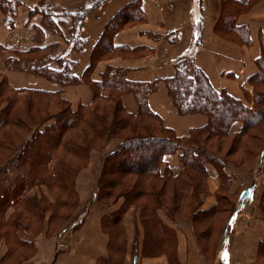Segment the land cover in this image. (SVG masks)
<instances>
[{"label":"trees","instance_id":"16d2710c","mask_svg":"<svg viewBox=\"0 0 264 264\" xmlns=\"http://www.w3.org/2000/svg\"><path fill=\"white\" fill-rule=\"evenodd\" d=\"M104 1L86 0V4L81 7L65 11L71 15L70 38L67 40L69 51L82 52L84 50L86 40L80 34L82 23L87 14ZM258 1L260 0L246 2L219 0V16L213 26L214 32L235 43L249 45V28L246 25H236V18ZM22 4L21 0H0V11L8 27L14 25L17 7ZM36 12L42 15V27L60 34L58 25L51 18L54 12L47 4L40 1L29 8V17ZM145 18L140 0L132 1L121 7L106 23L90 52L89 64L79 77L74 74L76 63L65 60L67 52L56 54L58 48L56 43L39 46L43 35L41 27H36L33 37L34 46L25 51L11 52L5 58L4 69L6 70H16L42 77L62 87L76 84L89 85L93 91L92 100L87 104H78L75 109H72L69 101L62 96L61 89L46 91L9 87L6 73L0 71L1 84L4 81L12 91L18 94H28L37 99L46 98L58 101L54 102L57 110L50 112L46 119L37 122L38 118H32L30 121V123H36V130L21 144L16 156V163L20 165L27 162L29 169L17 176L20 180L15 178L10 182L5 192L0 195V205L3 203L13 205L24 201L25 212L31 214L33 210L41 211L44 215V211L49 209L43 208L39 202L32 199L33 196H30L27 191L36 184L44 183L47 178L52 182H48V186L56 184L57 197L65 195L62 205L67 206L69 199L74 197L75 190L72 183L82 164H73L72 159L76 157L81 160L85 159L90 149L99 147L98 141H107L112 137L118 138L120 135L118 130L127 128L130 132L122 134L116 148L105 157L97 180V198L101 203L110 205L120 197H123V203L118 210L102 218V230L108 235V249L107 254L98 258L96 264H118V262L124 264L126 237L122 215L134 203L139 209V218L143 228L139 254L141 256L165 255L168 264H181L176 255V232L159 218L158 209L164 208L167 221L174 222V215H179V203L176 204V201L181 196L195 199L196 204L192 211L198 208L201 203L199 195L203 188H198L189 172L192 171L207 178L205 165L210 163L225 183L227 178L222 172L223 165L230 162L239 167L225 156L210 151L206 146L208 140L213 137L237 139L247 136L250 129L264 117V90L262 89L264 87V38L260 40V54L255 59L257 71L248 78L252 86L250 106H246L240 99L224 89H214L206 74L195 66L191 57L182 58L174 63V75L161 79V81L165 85L167 96L175 112L179 115L200 113L207 117L205 125L191 128L183 136H177L171 128L166 127L160 116L148 106V96L157 89L159 79L151 82H132L126 77L128 69L107 66L99 80H91L90 73L100 56L106 53L110 55L127 54L126 52L137 50L126 46H114L112 38L116 31L124 27L126 23L145 21ZM199 23L200 19L196 17L194 23L196 34L199 33ZM149 35L157 37L156 34L149 33ZM165 38L171 44L178 39L171 33ZM196 40L197 38L194 41L195 44L198 43ZM0 52L8 51L0 44ZM54 64H58L61 68L56 69L53 67ZM125 93L132 94L136 100L138 107L134 114L128 113L122 105L121 97ZM142 117L150 118L156 125L150 122L145 125L141 122ZM109 118L110 121H108ZM235 120L242 122V128L238 132H231L230 125ZM48 121L51 122L45 128L39 129L40 124ZM23 122L20 116L13 114L9 101L5 107L1 108L0 131L4 127L18 126ZM58 150H61V154H57ZM177 151H179L180 168L174 173L169 166L164 165V155ZM263 152L264 135L263 143L253 151V158ZM251 164L244 168H249ZM158 182H161L160 186ZM225 189H221L220 196L225 201H229ZM167 192H171L172 203L164 198ZM57 202L51 205L48 229H50L52 220L62 218V214L57 212ZM71 202L75 203L73 200ZM259 207L264 216V191ZM213 208L214 206L208 210H199L201 212H195V215L197 213L209 214ZM82 219L74 224V229L81 224ZM5 223L7 222L1 216L0 229ZM20 223H22L20 219L13 223V228L16 227L13 231L15 241L19 245L31 244L34 253L33 241L24 240L18 235V233H28L26 228H21ZM263 255L264 240L259 244L258 258ZM137 256L138 246L134 243L130 251V261L133 263Z\"/></svg>","mask_w":264,"mask_h":264},{"label":"crops","instance_id":"0c3cea01","mask_svg":"<svg viewBox=\"0 0 264 264\" xmlns=\"http://www.w3.org/2000/svg\"><path fill=\"white\" fill-rule=\"evenodd\" d=\"M21 1L23 4L17 7L12 27L4 23L0 11V44L9 55L14 51L28 50L35 45L33 37L36 27H41L43 35L39 46L56 43L58 45L56 54L67 52L65 60L76 63L74 74L79 77L88 66L90 52L106 23L121 7L135 0H105L100 6L92 9L84 19L80 31L81 36L86 40L82 52L68 49L71 15L65 11L81 7L86 4L85 0ZM40 1L47 4L54 12L51 18L58 25L60 34L41 26L40 13H33L29 17V8ZM193 1L140 0L146 20L131 28L116 31L112 43L114 46L142 50L145 54L137 58L114 57L98 61L90 74L91 80H99L107 66H117L128 69L126 77L132 82H151L159 79L157 89L148 96V106L177 136L185 135L189 128L202 127L206 124L207 117L200 113L179 115L175 112L167 96L165 85L161 81L174 75V63L182 58L191 57L195 66L206 74L214 89H224L240 99L246 106H250L252 86L248 78L257 71L255 59L260 54V40L264 38V0L254 3L246 13L236 18V25H246L249 28V45L235 43L214 32L213 26L219 16V0H199L201 12L199 16H195L196 12L192 13ZM196 17L200 19L198 34L194 30ZM149 33L156 34L157 37ZM170 33L178 37L173 44L165 38ZM196 38L197 44L194 43ZM148 49L152 50L147 51ZM3 66V59H0L1 71L4 70ZM53 67L61 68L58 64H54ZM5 72L9 84L14 88L46 91L61 89L62 96L70 102L72 108L91 101V92L84 84L62 87L58 83L49 82L40 77L16 71ZM121 101L128 113H136L137 104L132 94H123ZM241 128L240 120H235L230 125L231 132H238ZM116 146L117 144L112 147L108 144L104 151H92L88 165L77 175L76 188L80 194V202L82 204L85 202L87 207L82 222L77 228L70 229L68 232L66 226L47 235V224L44 221L40 232L36 235L26 236L18 233L22 239L33 241L35 247L34 255L23 264H96L98 258L107 254L108 235L102 230L101 221L104 216L118 210L123 199L118 198L111 205L101 203L97 198L96 184L105 156ZM178 155L179 152L164 155V165L169 166L174 173L180 167ZM205 166L210 193L203 199L199 210H208L214 206L213 193L221 182L213 165L206 163ZM222 172L227 178L224 185H227L229 194L236 195V200L226 220L222 237L225 246L219 249L218 258L223 262L226 261L227 264H264L257 261L259 244L264 240V216L259 207L264 191V152L257 155L253 164L247 169L239 168L229 162L223 165ZM4 184L5 182L0 179V195L4 190ZM92 184H94V194L91 192ZM89 188H91L90 191ZM211 196L214 201L210 199ZM157 213L159 218L176 232V255L181 262L182 255L186 257V250H184L186 245L182 242L180 234V229L183 228L179 220L167 221L164 208L158 209ZM122 224L126 237L124 264H131L130 251L134 243L138 246L137 264H168L165 255L141 256L139 254L143 229L137 207L129 206L124 211ZM4 253L5 244L0 241V260Z\"/></svg>","mask_w":264,"mask_h":264},{"label":"rangeland","instance_id":"374dc122","mask_svg":"<svg viewBox=\"0 0 264 264\" xmlns=\"http://www.w3.org/2000/svg\"><path fill=\"white\" fill-rule=\"evenodd\" d=\"M70 1H77V0H70ZM192 5H193L192 13L196 12L195 16H199V13H201L199 0H194ZM247 11L243 13H246ZM138 23H142V21L130 22L128 24L126 23L125 26L122 27L121 29L131 28ZM126 53L127 54L114 53L111 55L106 53L103 56H100L98 58L99 59L98 61L107 60L114 57L137 58L145 54V52L142 50H136L133 52H126ZM8 56H9L8 52L6 53L0 52V59H3V65L5 58ZM5 71H16V70L4 69L3 72ZM16 72L24 73L20 71H16ZM24 74L30 75L27 73ZM34 77H38V76H34ZM1 78L2 77L0 76V81ZM7 83L9 87H12L8 81ZM8 85L5 84L4 81H2V84L0 85V110L3 106L5 107L9 101L10 108L13 114L20 116L24 120V122L23 124L18 126L10 125L4 127L0 131V179L1 181L5 182L4 190L1 194L5 192L6 188L8 187V185L12 180H14L15 178L17 180H20L17 178V176L24 174L29 169V164L27 162L18 165L16 163V156L21 148V144L26 139H28L32 134H34L36 130L35 129L36 123L33 124L30 123V121L32 120V118H38L37 122L41 119L44 118L46 119L50 112H54L55 110H57L56 107L54 106V102H56L57 100L52 101L51 99H46V98L37 99L28 94L26 95L18 94L12 91L8 87ZM84 85H86L89 88L91 92V100H92L93 97L92 88L87 84ZM262 89L264 90V87H262ZM76 107L74 108L71 107V108L75 109ZM108 121H110V118L108 119ZM50 122L51 121L40 124L39 129L45 128L47 124ZM141 122L142 123L144 122L145 125H148V122L156 125V123H154L150 118H146V117L145 118L142 117ZM118 133L120 134L118 138L112 137L107 141L106 140L98 141L97 144L99 147L90 149L85 159L81 160L77 157L73 158L72 159L73 164L82 163L81 166L79 167L80 169L79 172L88 165L90 153L92 151H97V152L102 150L104 151V149L107 147L108 144H111V147L114 146L115 144L118 145V143L120 142V137H122L121 135L130 132L126 128L123 130H118ZM263 135H264V117L256 126L250 129L247 136H242L237 139H233L230 137L223 139H221L220 137H213L208 140L209 142H207L206 146L207 148H209L210 151H214L219 155L225 156L229 161L235 162L236 164L239 165V168L247 169L244 167H247L251 163L253 164V162L256 159V156H254L253 158L252 154L253 151L263 143ZM57 154H61V150H58ZM190 173L192 174V178H194V182L198 185V188H203L202 193L199 195L201 202L200 206H201L203 199H205L210 193L208 190L207 178L202 177L201 175L199 176L198 174H195L192 171H190L189 174ZM46 176L44 177L46 178ZM76 178L77 176L75 177V180L72 183V186L74 187L73 189L75 190L74 197L69 199L67 206L62 205L63 203L62 200L65 199V195L57 197L58 189L55 186L56 184H53L52 186H48V182H51V180H48L47 178L44 181V183L41 182V184H36L29 191H27V193L30 196H33L32 199H35L37 202H39L43 208L46 207L47 209H49L44 211V215H42L41 211L35 212L33 210L31 214L25 212L24 208L26 206H24L25 205L24 201L14 203L13 205L7 203H3L0 205V220L2 216V219L5 222H7L5 223L4 227L0 229V241H3L5 244L4 255H6V252L9 250L6 256L3 255L4 259L2 260L1 258L0 260L1 264H23L26 262V260H29L35 253V252L33 253V248L31 244L19 245V243L15 241V238L13 236V231L16 228V227L13 228L14 227L13 223L15 222V220L17 221L18 219H20V221L23 223V224L20 223L21 228H26L28 230L27 231L28 233H21L26 236L34 235L32 233L35 232L39 233L44 221L47 224V233H48L47 235H50L54 231H58V229L66 226L68 227L66 228L68 229V232L70 231V229L71 230L74 229V224L77 221H79L81 218H83L84 214L87 211L86 203L83 202L82 204L80 202V197H79L80 194L78 193L76 188ZM157 184L158 186H160L161 182H158ZM224 184H225L224 181L221 180V182L218 184L217 188L215 189L213 193L215 204L212 212L209 214L203 213L202 215L200 213H197L195 215V212H201V211H199L200 206L196 208L194 211H192L196 204L194 198L189 199L184 196H181V198H179V200L176 201V204L179 203L178 205L179 215L178 214L174 215L175 216L174 221L179 220V223L183 228L180 229L181 240L182 242H185L186 245L184 249L186 250V257L182 255L181 264H225V263L227 264L226 261L223 262V260H219L218 253H219V249L223 247V245L225 246V244H223L222 237L224 235V228L226 226V218L230 213L231 209L235 205L236 195H234V193L229 194L227 190V185L225 186ZM92 187L93 188L91 192L94 194L95 193L94 184H92ZM222 188H226L225 190L229 194V195L227 194V198H229V201H225L220 196ZM90 190L91 188H89V191ZM213 196H211L210 199L214 201ZM120 198L123 199V197ZM164 198L168 202L172 203L171 200L173 197L171 195V192H167L164 195ZM71 200L75 201V203L71 202ZM55 201H58L57 212L58 214H62V218H55L54 220H52L50 224V229H51L50 230L48 229L49 226L48 219H49L51 205L53 206ZM168 205L170 204L168 203ZM130 206H135V203L131 204ZM3 232L5 234H3ZM142 235H143V230H142ZM182 235L184 236L182 237ZM184 250L182 249V251ZM137 259L138 256L136 257V260L133 263L130 261L131 264H135L137 262ZM118 260L120 261V259ZM257 261L258 263L264 262V255L259 257ZM118 264H120V262H118Z\"/></svg>","mask_w":264,"mask_h":264},{"label":"snow or ice","instance_id":"6c2138e0","mask_svg":"<svg viewBox=\"0 0 264 264\" xmlns=\"http://www.w3.org/2000/svg\"><path fill=\"white\" fill-rule=\"evenodd\" d=\"M225 258H226V254H225Z\"/></svg>","mask_w":264,"mask_h":264}]
</instances>
